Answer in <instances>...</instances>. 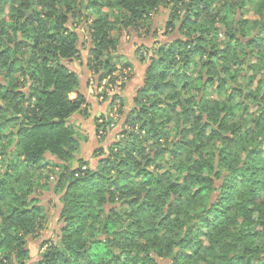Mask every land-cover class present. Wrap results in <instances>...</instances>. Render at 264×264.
<instances>
[{
    "label": "trees",
    "instance_id": "1",
    "mask_svg": "<svg viewBox=\"0 0 264 264\" xmlns=\"http://www.w3.org/2000/svg\"><path fill=\"white\" fill-rule=\"evenodd\" d=\"M17 1L0 0V12L11 7L9 26L0 30V100L7 110L0 113V157L16 160L12 170L40 167L46 155L71 163L77 152L67 123L88 97L64 63L79 52L70 15L87 25L89 65L102 73L100 81L112 76L118 56L111 36L116 25L101 15L103 8L119 11L130 29L168 6L167 29L187 36L151 57L123 141L96 152L94 171L80 161L79 169L62 175L60 240L43 244L37 264H264V80L251 92L232 71L252 72L251 84L264 70V14L250 41L247 29L229 30L220 41L216 0H23L15 7ZM212 83L227 93V102L207 100ZM252 104L261 113L244 118ZM5 133L10 149L2 144ZM5 187L0 181V212L7 207L0 213V246L12 232L34 234L44 220L36 201L16 194L18 205L7 203ZM118 202L128 210L106 215ZM19 258L28 259L27 251Z\"/></svg>",
    "mask_w": 264,
    "mask_h": 264
},
{
    "label": "rangeland",
    "instance_id": "2",
    "mask_svg": "<svg viewBox=\"0 0 264 264\" xmlns=\"http://www.w3.org/2000/svg\"><path fill=\"white\" fill-rule=\"evenodd\" d=\"M22 2L23 0H18L14 6L19 7ZM212 6L216 10L215 13H217L216 26L220 29V41L224 40V35L229 30L236 32V34H243L246 29L250 41L263 20L264 0H216ZM37 10L40 11L41 9L37 8ZM10 11L11 7L6 6L4 11L0 12V30L3 26H9ZM170 13V7L160 6L149 13L147 22L126 29L120 23L119 11L103 8L101 15L109 16V22L116 25L111 36L118 40L117 55L119 57L114 58L113 63L116 65V70L112 76L102 81H100L102 73H95L94 68L90 69L89 64L91 58H93V44L87 31V25L81 18L78 21L70 15L69 25L79 33V52L72 61L64 63L73 72L77 73L80 88L87 93L88 97L87 107L82 112L73 115L67 123L70 131L73 132L78 141L77 152L71 163L66 164L51 155H46L41 164L42 166L29 169L21 165L19 170H12L10 166L16 160L12 161L9 158L10 156L0 157V181L6 180L7 200L5 201L10 205L17 204L13 201L14 195L17 194V197H21L22 200L36 201V205L41 208L44 214V220L39 218L41 225L40 222L37 223L34 234L24 236V230L21 229L18 232L21 234L12 232L10 237L2 238L4 244L0 246V264H37L43 251V244L60 240L61 211L63 207L61 199L66 187V183L62 186V175L64 174V177H66L71 171L79 169L80 161L87 163V166L83 169L88 168L89 171H94L100 161L95 157L96 152L100 149H108L115 141H123L122 129H128L125 124L127 115L135 108V100L138 91L144 86L151 57L155 56L156 50L162 45H168L178 39L187 40V36L182 35L178 28L175 31L167 29L170 22ZM92 19L94 18L92 17ZM176 23L177 27L181 25L180 22ZM91 24L92 20H89L88 25ZM249 27L251 28L249 29ZM245 41L247 42L248 38ZM126 65L131 67L127 68ZM232 71L238 78V85L247 86L251 92L257 91L259 88L258 82L264 80L262 78L264 70L260 74H253L254 78L251 84H248V78L252 75V72H247L241 66H233ZM194 73L196 79L199 77L198 74H201V69L197 68ZM0 81H2L1 77ZM228 92L230 91L228 90ZM243 94H245L244 91H242ZM205 96L208 101L219 100L224 103L228 101L227 93L220 91L215 83L206 88ZM236 97L235 102L241 103L243 99L240 96ZM187 98L184 96L180 99L186 101ZM252 99L249 95L247 102ZM4 106L0 100V107L4 109H1L0 113L1 111H7ZM256 106L255 104L250 105L248 113L244 114L243 117L246 118L248 114L259 115L261 112L256 111ZM183 110V108L178 109L179 112ZM175 123L172 122L170 127H174ZM246 123L245 127H248L249 122ZM98 124L102 128L106 127L107 124L110 131L105 129L104 132L101 128L98 135L96 133ZM5 135L7 139L2 144L10 149L12 148V140L8 139L10 137L8 133H5ZM150 145L151 143L147 144L146 147ZM262 148L264 150V146ZM245 155L246 153L242 154L243 159ZM165 160L168 161L169 157H166ZM127 210L128 206L126 204L118 202L108 206L106 215H110L112 211L124 213ZM6 211L7 207L3 206L0 213ZM4 223V219H1L0 224ZM21 250L27 251L28 259L20 260L19 252Z\"/></svg>",
    "mask_w": 264,
    "mask_h": 264
}]
</instances>
